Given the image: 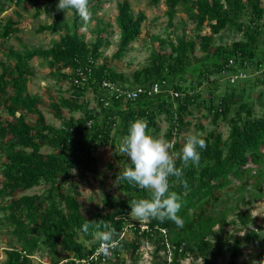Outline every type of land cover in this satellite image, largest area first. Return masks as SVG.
Wrapping results in <instances>:
<instances>
[{"label": "trees", "instance_id": "trees-1", "mask_svg": "<svg viewBox=\"0 0 264 264\" xmlns=\"http://www.w3.org/2000/svg\"><path fill=\"white\" fill-rule=\"evenodd\" d=\"M22 1L25 0H13V3L19 6ZM160 1L149 0V6H156ZM164 2L168 27H172L179 7L198 31L206 28L208 33L196 34L195 42H191L185 32L176 38V43L168 40L166 45L169 52L159 48L151 55L150 65L133 73V83L128 86L129 89L136 86L146 88L158 83L165 85L163 92L134 102L110 97L100 89L102 79L120 86L123 84L117 81L121 77L111 73L107 62H104L93 68V80L96 81L91 83V80L87 87L94 94L96 108L87 109L78 104L87 88L71 87L73 101H63L62 104L72 111H80L82 117L62 121L59 128L48 125L39 111L44 102L42 97L32 96L28 92L27 81L35 76L33 64H45L48 78L69 80L72 75H65L64 72L72 70L70 72L73 74V70L79 67L77 61L84 65L87 57L94 62L99 58L103 29L95 27L96 38L89 45L79 34L83 21L74 11H71L72 19L68 21L64 18L65 10L55 17L51 16L49 23L39 30L43 34L60 32L59 39L52 41L49 49L16 52L0 47L1 55L11 63L8 67L0 63V111L6 114L4 119H0V243L6 245L2 251L5 257L3 264H76L75 261L85 260L92 255L100 244L95 233L112 228L120 246L115 250L118 255L116 261L106 264H126L121 256H127L129 264H139L137 250L144 242L154 245L153 264H180L179 261L187 255L201 259L203 264H217V260L228 250L234 263L242 254L240 245L248 241L257 242L260 249L257 257H264V233L259 235L256 229H249L256 224L249 213L236 214V221L228 223L226 211L216 215H206L204 212L208 209L213 212L217 205L224 203L227 189L235 181L245 182L248 186L254 184L255 191L251 197L262 198L264 106L257 114L248 91L239 90L236 82L234 85L227 81L229 87L217 93L220 89L218 80L234 71V67L228 65L230 60H234V66L238 68H244L245 62L254 65L264 63L262 0ZM89 8L95 14L102 4H99V0L90 4L89 0ZM6 9L0 3V15ZM50 10L46 12L50 13ZM144 21L145 15L142 12L134 15L127 1L116 4L115 24L119 30V44L112 59L119 60L131 50L141 35ZM28 22L14 24L0 21V40L15 38ZM225 30L239 34L241 40L215 47L214 36ZM196 44L203 58L190 66ZM188 80L190 83L186 85ZM249 80L264 83V73L262 78L256 75L240 82L247 84ZM169 92L177 93L178 97H170ZM234 92L237 93L236 100H233ZM48 99L53 114L59 117L58 105L50 97ZM194 107L203 108L213 126L218 120L224 121L228 134L224 140L221 133L213 128L202 135L207 147L200 150L199 166L184 170L183 179L187 186L172 184L171 191L181 197L182 208L178 215L183 220L182 227L171 220H151L144 221L148 231L140 232V221L133 222L130 218L129 203L133 199L150 198V193L133 187L127 181L117 180L119 172L130 163L121 153L114 154V160L123 166L118 171L113 170L111 179L114 192L103 195L100 204L92 207V213L82 211L78 187L70 183L71 172L77 169L83 178L96 173V162L90 156L92 149L106 145L114 147L116 140H121L131 122L138 118L146 120L148 128L158 132L159 128L155 125L158 114L169 121L165 139L171 142L174 135L179 136L189 126L185 119L191 116ZM198 128L202 130L201 126ZM172 130L176 133H172ZM173 145L174 151L179 152L182 148L177 140ZM43 149L48 152L42 153ZM179 166L180 161L177 160ZM107 167L113 169L112 165ZM174 179L170 178L172 181ZM40 185L45 186L41 193L28 194ZM244 190L243 183L236 191L238 199L242 198ZM101 220L107 222L108 228L101 226L97 229L95 225H90L87 233L82 231L85 221ZM236 224L239 231L246 230L244 235L238 237L236 233H227V229ZM216 226L219 233L213 231ZM127 229L132 233V240L129 241L121 238ZM160 230L165 231V236ZM228 241L230 245H227ZM159 252H164V256L159 257ZM99 263L102 264L101 261Z\"/></svg>", "mask_w": 264, "mask_h": 264}, {"label": "rangeland", "instance_id": "rangeland-1", "mask_svg": "<svg viewBox=\"0 0 264 264\" xmlns=\"http://www.w3.org/2000/svg\"><path fill=\"white\" fill-rule=\"evenodd\" d=\"M12 2H6L1 0L0 3L6 6V11L0 15V21H11L14 24L27 23L22 33L11 38L9 40H0V47L3 49H11L16 52H22L24 49H43L47 50L50 48L52 41L59 39V33H49L43 34L39 33V30L46 26L49 23V18L51 16L55 17L61 10L57 8L58 0H25L22 1L19 6L14 5ZM95 0H90V4ZM127 1L130 4L132 13L136 15L138 12H142L145 15V21L141 27L140 37L133 43L131 50L124 55L119 60L112 59L114 51L117 49L119 44V30L115 24V13H116V4ZM99 4H102V8L98 10L97 13L92 14L91 20L89 21L87 28L83 29L82 25L79 27V34L82 39L87 42L89 45L94 43L96 38L94 31L96 26H100L103 33V46L99 51V58L96 63L98 66H101L102 63L107 62L108 70L115 74L117 77L120 76L121 79L117 80L122 83L124 86H132L133 83L132 75L136 71H140L143 68L150 65V57L153 53H156L159 48L165 52H169V47L166 45L168 40L176 43V38L180 37L184 32L186 33L188 39L191 42H195V35L198 33H208L206 28L198 31L195 28V25L190 22L186 15L182 12L181 8H177L176 16L173 20L172 27H168L167 19L165 17L166 5L164 0H161L156 6H149V0H99ZM262 6L264 7V0H262ZM51 9V10H50ZM50 10V13L46 11ZM64 18L70 21L72 19V12L66 10L64 12ZM241 36L236 34L233 31H223L217 36H214L213 45L217 46H227L233 43L239 42ZM160 42H165L164 45H161ZM193 58L190 60V66H194L198 60L203 58V54L198 50V45L194 47ZM0 63L4 67L11 65L9 61L5 59L0 53ZM33 69L35 71V76L31 77L27 81V88L30 95L35 97H42L44 100L43 106L39 107V111L43 115L46 123L55 128H59L62 124V121H67L70 118L79 119L82 117L80 111H72V109L65 108L62 102L73 101L72 98V89L68 79H59L54 80L47 77V68L45 64L41 66L37 62L33 64ZM1 72V69H0ZM67 75V72H64ZM188 78L190 75L187 76ZM229 73L224 74L223 79L219 81L220 89L217 93L225 90L226 87H229L228 84ZM239 82V83H238ZM249 83H243L237 81V88L239 90L248 91L249 99L252 98V106L257 114L260 113L261 107L264 106V83H256L254 80L247 81ZM190 81L186 82L188 85ZM210 83V82H209ZM234 84V85H236ZM48 89L49 92H46ZM250 89V90H249ZM89 89L84 94L83 97L78 101L79 105H83L87 109H95L97 101L94 97V94ZM233 100L238 99L237 93L234 92ZM51 100L58 105L60 116L53 114L51 108ZM262 98V99H261ZM71 103V102H70ZM74 104V102H73ZM6 114L3 111H0V119H4ZM210 117H207L206 112L203 108L194 107L191 109V116L185 119V122L189 125L180 132L179 136L174 135L171 139V143H174L176 140L182 145L186 134H202L205 135L213 128H216L223 139L225 140L228 134V128L224 121L218 120L215 126L212 125ZM155 125L159 128L158 132L150 130L151 135L157 138L165 139V134L169 130V121L163 115L158 114ZM202 127V130L198 128ZM151 128V127H150ZM172 133L176 131L172 130ZM177 137V138H176ZM166 140V139H165ZM120 140H116V145L114 147L110 145L99 146L96 149H92L90 156L96 162L97 171L95 174H87L84 178L79 174L77 169H74L71 172V181L72 185L78 187L80 196L78 198L82 211L86 214H90L93 211L95 205H99L103 195L107 193L114 192L113 181L111 179L113 170L118 171L122 169V164L114 160V154L119 152ZM47 149H43L42 153L46 154ZM125 157V156H124ZM128 159L127 157H125ZM1 164V158H0ZM107 165H112L113 169L110 170ZM0 178H1V169H0ZM246 190L242 193V198L238 199L239 194L236 192L237 188L243 185ZM45 189L44 185H40L37 188H34L28 194L41 193ZM87 190V191H85ZM255 191V185L248 184L245 182L239 183L235 181L226 192V197L224 198V203L217 205L212 211L204 210L206 215H216L219 212H227L228 223L236 221L235 215L241 214L243 212L249 213L252 218L256 220L255 225H251L249 229H256L258 234L261 235L264 233V182L262 184V198L255 199L251 197V194ZM234 209V212L232 210ZM201 211L203 209H200ZM199 210V211H200ZM132 221H138L133 220ZM144 221H140V224ZM239 225H233L227 229L228 234H235L240 237L246 233L245 231H239ZM213 231L219 233V227L216 226ZM124 239L132 240V233L130 229H127L124 232ZM223 238V236H222ZM142 243V242H141ZM231 242L228 241L227 245H230ZM6 247L5 244L0 243V264L4 263V253L3 249ZM229 247V246H228ZM240 251L242 252L241 256L237 258L234 263L229 257V250L217 260V264H264V257L259 258L257 255L260 254V249L257 242H246L245 244L240 245ZM139 252L142 254V257L139 258V264H153L154 263V245L148 243H142L140 245ZM145 254L148 258L145 259ZM144 255V256H143ZM159 257L164 256V252L158 253ZM128 257H123L125 261ZM158 258V257H157ZM156 258V259H157ZM159 259V258H158ZM116 259L111 260L114 263ZM38 263V261H36ZM180 264H203L201 259H194L190 257L189 261H179ZM126 263V262H125ZM129 264V263H126Z\"/></svg>", "mask_w": 264, "mask_h": 264}, {"label": "clouds", "instance_id": "clouds-1", "mask_svg": "<svg viewBox=\"0 0 264 264\" xmlns=\"http://www.w3.org/2000/svg\"><path fill=\"white\" fill-rule=\"evenodd\" d=\"M57 8L63 12L74 11L83 21V29L87 28L92 17L89 0H59ZM206 147L207 143L202 138V134L189 133L184 138L181 150L177 152L173 150V143L151 135L146 120L138 118L131 122L127 134L121 138L119 144V152L127 157L130 163L119 172L117 180L127 181L133 187L148 191L150 198L131 200L130 218L138 221L171 220L178 227H182L183 220L178 215L182 208L181 197L175 191H171L172 184L180 183L187 186L186 180L183 179L184 170L190 166H199L200 150ZM177 160L180 161L179 167H177ZM170 178L175 179L172 181ZM90 225H95L97 229L101 226L108 228L107 222L102 220L85 221L82 231L87 233ZM95 235L100 241L97 249L100 255L109 257L112 251L120 246L119 239L114 238L116 236L114 228L97 231ZM123 257L121 256L122 259Z\"/></svg>", "mask_w": 264, "mask_h": 264}, {"label": "built area", "instance_id": "built-area-1", "mask_svg": "<svg viewBox=\"0 0 264 264\" xmlns=\"http://www.w3.org/2000/svg\"><path fill=\"white\" fill-rule=\"evenodd\" d=\"M79 67L75 68L73 70V74H71L70 71L67 70L68 75H72L69 78L70 86L74 89H84L88 87V83L92 80L91 83H94L96 81L93 80V68L98 67L97 63L92 60L91 57H87V60L85 61V64L82 65L80 62H78ZM230 67H234V71L230 72V75L228 77V81L230 84H234L237 81L243 80L247 77H255L260 76L263 77L264 73V63H261L259 65H254L248 62L244 63V68H238L237 66H234V60H230L229 64ZM165 85H159L158 83H153L152 85L141 88V87H135L134 89H129L128 87H122L118 84H113L112 82L108 81L107 79H102L100 82V89L103 93L109 94L110 97H115L117 100H123L125 102H134L138 100L139 98H148L154 95H158L162 93ZM88 90L90 88H87ZM170 97L177 98L178 94L169 92ZM102 100L104 98H101ZM100 99V100H101ZM101 100V101H102ZM106 105V104H105ZM140 232H147L148 227L143 222L139 225ZM161 234L165 236V231L160 230ZM125 234L121 235V238H124ZM148 245V242H144ZM167 245V244H166ZM99 246L94 250L92 255H90L87 259L81 260V261H75L76 264H98L99 261H101L102 264H106L108 261L112 260L113 258L116 259L118 255H116V249L112 251V254L109 257H105L103 255H100L97 253V249ZM167 250H169L167 245ZM139 249L137 250V255L142 257V254L139 252ZM144 256V255H143ZM145 259L148 258L147 254H145ZM190 256H186L183 261H189ZM39 262V260H37ZM168 261H170V258H168ZM126 263H129V260L126 258ZM100 264V263H99Z\"/></svg>", "mask_w": 264, "mask_h": 264}, {"label": "crops", "instance_id": "crops-1", "mask_svg": "<svg viewBox=\"0 0 264 264\" xmlns=\"http://www.w3.org/2000/svg\"><path fill=\"white\" fill-rule=\"evenodd\" d=\"M28 89V88H27ZM29 92V91H28Z\"/></svg>", "mask_w": 264, "mask_h": 264}]
</instances>
